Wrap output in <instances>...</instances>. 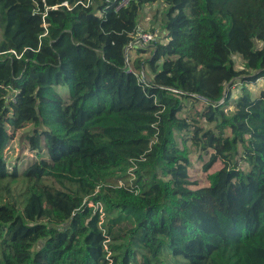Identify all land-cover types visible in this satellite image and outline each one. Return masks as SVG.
Wrapping results in <instances>:
<instances>
[{"label":"trees","instance_id":"1","mask_svg":"<svg viewBox=\"0 0 264 264\" xmlns=\"http://www.w3.org/2000/svg\"><path fill=\"white\" fill-rule=\"evenodd\" d=\"M123 1L0 0V264H264V0Z\"/></svg>","mask_w":264,"mask_h":264},{"label":"rangeland","instance_id":"2","mask_svg":"<svg viewBox=\"0 0 264 264\" xmlns=\"http://www.w3.org/2000/svg\"><path fill=\"white\" fill-rule=\"evenodd\" d=\"M139 22L140 27L147 33L156 34L157 40H162L165 36L164 29L162 28V24L171 23L174 28H177L179 25L177 11L169 6L164 5L163 3H157L153 6L145 7L139 14ZM164 22V23H162ZM167 44H170L168 41ZM133 54L131 52L128 53V59L132 63L131 58ZM239 69L242 68L243 61L239 57L234 58ZM254 95H258L261 90H264V81H260L257 86H252L251 88ZM59 91L63 94L64 98H69V89L67 87H62ZM238 91H235V94ZM29 129L21 130L17 133L16 138L13 143L7 150V158L8 165L10 170L15 166L19 169L20 173L25 170L27 166L32 164L37 159V153L31 151L30 144L26 138L27 132L31 130ZM198 153L195 152L194 149H191V160L194 163V168L191 169L190 175L193 181L199 183V187L208 185V175L221 169L222 165L217 164L215 167L208 173H204L201 169L200 164L196 163V158ZM165 263L173 264L171 260H173L172 255L170 254V250L165 252L163 256ZM171 259V260H170ZM174 261V260H173Z\"/></svg>","mask_w":264,"mask_h":264},{"label":"built area","instance_id":"3","mask_svg":"<svg viewBox=\"0 0 264 264\" xmlns=\"http://www.w3.org/2000/svg\"><path fill=\"white\" fill-rule=\"evenodd\" d=\"M93 0H87V4L84 3H80L82 5H90L92 3ZM130 0H124L121 3L120 7L125 6ZM60 7H66L68 9H70L69 4L63 3L62 5H58L55 6L54 9H59ZM156 40V35L152 34V33H147L145 32L140 26L137 29V33L135 35V40L130 44L129 48L127 49V54L133 49V48H144L147 49L149 48V46H151L153 44V42ZM131 62L129 59H127V66H130ZM143 78H145V74H143ZM123 184H121L122 186ZM96 208H99V206L97 205Z\"/></svg>","mask_w":264,"mask_h":264}]
</instances>
